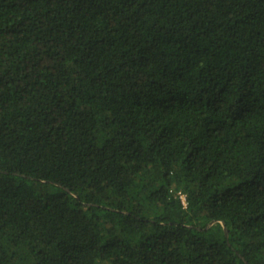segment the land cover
Listing matches in <instances>:
<instances>
[{
  "label": "trees",
  "instance_id": "obj_1",
  "mask_svg": "<svg viewBox=\"0 0 264 264\" xmlns=\"http://www.w3.org/2000/svg\"><path fill=\"white\" fill-rule=\"evenodd\" d=\"M0 264H264V0H0Z\"/></svg>",
  "mask_w": 264,
  "mask_h": 264
},
{
  "label": "built area",
  "instance_id": "obj_2",
  "mask_svg": "<svg viewBox=\"0 0 264 264\" xmlns=\"http://www.w3.org/2000/svg\"><path fill=\"white\" fill-rule=\"evenodd\" d=\"M180 196H181V198H182L183 203L186 205V204H187V201H186V196H185V194L182 193Z\"/></svg>",
  "mask_w": 264,
  "mask_h": 264
},
{
  "label": "water",
  "instance_id": "obj_3",
  "mask_svg": "<svg viewBox=\"0 0 264 264\" xmlns=\"http://www.w3.org/2000/svg\"><path fill=\"white\" fill-rule=\"evenodd\" d=\"M226 231H227V229H226Z\"/></svg>",
  "mask_w": 264,
  "mask_h": 264
}]
</instances>
